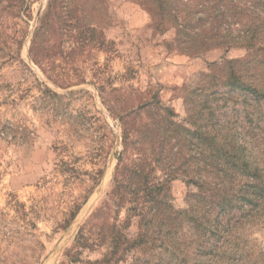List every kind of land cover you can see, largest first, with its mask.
<instances>
[{"label": "rangeland", "instance_id": "rangeland-1", "mask_svg": "<svg viewBox=\"0 0 264 264\" xmlns=\"http://www.w3.org/2000/svg\"><path fill=\"white\" fill-rule=\"evenodd\" d=\"M231 1L172 0L175 20L139 0H0V264H264V201L242 198L264 174V103L221 83L230 60L264 88V0ZM173 123L182 163L143 164L169 239L113 179Z\"/></svg>", "mask_w": 264, "mask_h": 264}, {"label": "trees", "instance_id": "trees-1", "mask_svg": "<svg viewBox=\"0 0 264 264\" xmlns=\"http://www.w3.org/2000/svg\"><path fill=\"white\" fill-rule=\"evenodd\" d=\"M236 1L238 0L231 1L233 2L232 7L234 9L235 15L236 13H241V16H242L243 14L242 12L235 11L236 9L237 10L241 9V8H237L238 5L235 4ZM139 4L144 5V7L147 8L150 14L154 16H158L160 18H165V16L167 17L170 16L174 18L175 20H177V16H175V14L174 13L172 14L171 12L172 8L170 7H172V0L171 1L170 0H139ZM244 11H245V8H244ZM178 20H180V18H178ZM242 20L244 21V18H242ZM242 20H239V22H242ZM244 23H247V22H244ZM258 27L259 26L255 27L256 28L255 30L257 31L254 30L249 33L250 39L254 37V35L258 32L259 28H262V27H259V28ZM199 35H201V33L195 32L192 35V39L193 40L197 39ZM225 64H228V66H226V68L228 69V73H227V76H225L226 81L221 82V83H225L224 86H226L229 91L242 92L243 94L242 93L240 94L243 95V99L246 103L248 100H251V101L255 100L257 101V104L264 103V88L261 85L257 84L256 80H254L253 78H250V79L246 78L245 80V79H241L239 76L236 77V73L233 69V66H229V64L233 65V61L227 60ZM214 65L217 66L219 64L216 63ZM227 79H230V80H227ZM181 125L182 124L173 123V128L171 129H168V127L164 128V126L162 127L163 128L162 130H159L157 128L155 129L150 128L148 131V129H146L145 131L146 133L141 135V141L142 142L147 141L148 145H150V142L152 143V145L150 146V151L139 154V157H137V161H135L136 163L132 162L128 164L125 161L121 160L120 161V163L122 162V166H121L122 168L120 169L121 174L120 176H115L113 179L114 186L115 184L117 185V183L123 180L127 181V183H125L123 196L121 197L125 199L128 204L130 203L131 200L134 201L138 197H141V199H143L144 202L149 201L150 207L152 208V210L156 211L155 214H152L153 215L152 219L157 221V223L162 226L161 227L162 233L166 235V237H168L169 239H171L170 236L173 235L174 233V231L171 229L176 228L178 223L174 222L176 218H173L174 217L173 215L166 213L167 206L163 207V203L160 200V195L164 189L163 182L156 181L155 184L151 183L149 180L151 176L149 175V172L144 173L145 170L143 168L144 167L143 164H145V160L149 158L151 159V162L155 167L157 166V164L160 165L161 160L163 162L162 165H166L167 163L168 167L175 165L178 158H180L179 159L180 163H182L181 162L182 161L181 159H183L182 154L177 155V153H175V155L172 156V154L174 153L172 152V146L174 143L170 142L171 139L176 140V142H179V140L174 139V137L178 135ZM187 128H188V131H190V139L194 138L197 141L195 145L198 147V150L200 151V155L202 153H205L206 152L205 150H202L201 148H199L201 140L205 139V137L200 132L201 129H199L197 126L194 127L193 125L192 127H187ZM136 131L138 132L140 130L137 129ZM169 132H171V134H169ZM152 133H156L155 137L151 136ZM131 135H132L131 130L129 128L124 127L123 129L124 146L127 143V140L130 139ZM155 138H156V142L158 143L157 145L152 142L153 139ZM216 150H220V148H216ZM164 152H167L168 155L167 154L165 155ZM197 160L198 162H201L200 157ZM203 164L205 165V162ZM233 165H236V164L233 163ZM242 165H244V163H242ZM260 172H261L260 169L255 167L254 170H251V173H252L251 175L253 176V178L244 184V186H247L248 188H252L251 190H248L250 194H248L245 191L242 196V198L247 199L245 201H248L249 203L256 204L257 202L264 201V174H261ZM101 173H102V170H99L98 175ZM258 175L260 177H258ZM152 177L153 179L156 178V176H152ZM132 180H134L133 183H132ZM197 185L200 186L201 183L198 182ZM139 193H141V196L139 195ZM245 194L250 195V198H247ZM219 201H221L219 203H222V204L225 203L224 199H221ZM229 201L230 200H227V202ZM128 209L132 210L135 208L134 206H131ZM139 218H140V223L145 220V217L143 215L142 217L140 216ZM189 219L192 223V226L195 225L200 228L201 227L205 228L204 223L199 221V218L192 216ZM146 222L150 223V221H146ZM165 226H168V228H165L167 229L166 231L165 229H163ZM197 231H198V228H197ZM134 242H140V243L147 242V232L137 233L136 238L134 239ZM171 242L172 240L170 241V243ZM174 243L175 242L173 241L171 244L172 247L174 246ZM183 261H184V258L183 257L180 258V262H183Z\"/></svg>", "mask_w": 264, "mask_h": 264}]
</instances>
